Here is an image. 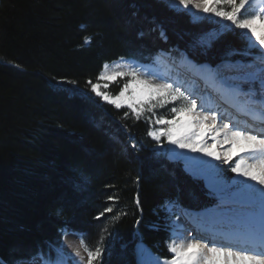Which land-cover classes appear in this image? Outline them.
<instances>
[{
	"label": "trees",
	"instance_id": "16d2710c",
	"mask_svg": "<svg viewBox=\"0 0 264 264\" xmlns=\"http://www.w3.org/2000/svg\"><path fill=\"white\" fill-rule=\"evenodd\" d=\"M213 32L211 47L199 45ZM236 33L163 0H0V262L61 257L68 231L103 250L94 264H137L139 241L170 257L167 206L197 211L218 198L155 148L148 105L137 118L86 81L106 62H150L159 50L211 65L250 58L256 49Z\"/></svg>",
	"mask_w": 264,
	"mask_h": 264
},
{
	"label": "snow or ice",
	"instance_id": "6c2138e0",
	"mask_svg": "<svg viewBox=\"0 0 264 264\" xmlns=\"http://www.w3.org/2000/svg\"><path fill=\"white\" fill-rule=\"evenodd\" d=\"M249 4L250 0H179V5H182L184 9L194 8L207 16H215L228 22L222 25L224 30L239 29L241 32L236 33L237 35L250 34L248 47L259 50L251 63L225 61L216 68L191 65V70L201 73L210 87L241 102L249 111L259 109L261 118H264V7H261L255 14L244 15L242 10L246 11V6ZM161 35L163 36V33ZM221 35L222 33L219 32L208 33L198 43L203 47H211ZM90 42V37L84 38L85 44ZM248 54L250 53H246ZM181 59L186 60L183 56ZM116 67L119 68L121 65L117 64ZM125 67L126 70L123 72H112L111 74L107 71L102 72L97 77V83L88 80L86 85L91 93L116 109L126 105L137 118L144 111L145 104L150 105L148 111L156 107V104L152 103L154 100H158L161 105L180 103V107L171 108V112L175 114L173 119L157 118L155 124L161 127H154L147 134L156 141H160L162 137L166 138L168 143L180 149L202 152L222 164H228L232 159L233 150L238 149L237 155L245 153L247 159L245 157L237 159L231 166V172L262 186L256 188L254 185L240 182L243 184L248 206L258 207V211L238 215L237 222L243 227V238L238 247L231 242L216 246L215 241L210 247L209 243L203 242L201 238H192L186 243L183 240L179 243L172 240L169 244V251L174 255L170 260H165L163 264H264V138L252 134L247 129L230 127L228 123L218 128L217 113L203 110L197 112V100L193 98L192 93L183 91L181 87L174 86L173 83H155L143 78L138 68ZM104 68L107 69L108 65L105 64ZM226 73H234V75H226ZM118 76L129 77L118 95L112 96L101 90L100 80L111 81ZM71 83L76 82L71 81ZM245 84L249 86L248 91L242 88ZM104 87L107 88L108 85L105 84ZM185 114L188 117L186 121L180 119ZM124 115L127 116L128 113ZM206 130L214 133L211 137L214 143L209 144L205 140ZM221 133H223V142L230 145L223 153L213 151L215 145L221 142L218 139ZM109 199L115 198L109 197ZM112 211L110 207L105 208L97 219L104 216L105 212ZM208 215H215L214 210H208ZM64 235L67 236L68 233ZM80 247L87 253L86 264H94V261H98L103 254V250L99 247L95 251L90 250L83 239L80 240ZM56 250L60 253L62 248ZM74 255L81 257L79 248L76 249ZM83 259L81 257V261ZM81 261H73V264H81ZM34 264H64V262L60 256L57 258L48 256L46 259L38 256ZM152 264H161V262L156 259L152 261Z\"/></svg>",
	"mask_w": 264,
	"mask_h": 264
},
{
	"label": "rangeland",
	"instance_id": "374dc122",
	"mask_svg": "<svg viewBox=\"0 0 264 264\" xmlns=\"http://www.w3.org/2000/svg\"><path fill=\"white\" fill-rule=\"evenodd\" d=\"M163 1H165L168 4V6L172 7L173 9L184 10L194 20H199L201 18L206 17V19L212 21L213 23L218 24L219 27L221 28H222V25L228 23L226 21L220 20V18L218 17L207 16L203 12L196 10L194 8L184 9L182 5H179V0H163ZM259 10H260V6L254 3L253 0H250V4L246 6V11L242 10V13L244 15H252L258 12ZM217 21H219V23ZM236 30L239 33L241 32V30L239 29H236ZM205 36L206 35H204L203 37ZM241 36L243 37L245 41L249 43L250 34L245 33V34H241ZM251 39L254 40V38H251ZM256 50L259 51L258 49ZM183 57H185L186 60L181 59L178 61H171L168 57V53L161 52L159 55H157L154 58V61L150 65L146 64V66L144 67L134 62L128 61V60H120L118 62H114L118 60L116 59L112 61L114 63L112 62L105 63L108 65V68L105 69L104 72L107 71L109 74H111L112 72H123L126 70L125 66L132 67V68H138L142 77L145 79L152 80L155 83H162V82L173 83L174 86L181 87L183 91L192 93L193 98L197 100V110H196L197 112H200L201 110L205 111L204 107H208L210 111H215L217 113V117H219V122L228 123L229 126L231 125V123L232 124L234 123L235 127H240L241 129V126H242L246 128L248 131H252L250 130L252 129V126L238 124L240 123L238 120H241V119L243 120L241 121V123L243 122L246 124L248 123L251 124L252 122L250 121L251 119L250 116L245 115L242 112H238L240 110L235 108V105L232 101L230 103L226 102V105L229 106L227 107L222 101H220V98H218L217 96L219 95L221 97H224V95H222V92L214 90L212 87L209 86L206 80H204L203 82L204 84H201L202 74L191 70V65L203 66L205 68H216V66L209 67V65H206V64L197 65L189 57L187 56H183ZM255 57H256V53H254L253 58L249 61L237 60L236 62H233V63H251L253 59H255ZM117 64L121 65V67L117 68L116 67ZM183 69H186L188 72L191 71L192 74H188ZM101 70L99 72L98 77L101 74ZM128 80H129V77H119L118 76L116 77L115 80H111V81L100 80L99 83L101 85L102 91H105L108 94L115 96L119 94L120 89L123 87L124 83H126ZM97 82L98 81H96L95 83ZM105 84L108 85L107 88L104 87ZM247 86H248L247 84L242 86L244 91H248ZM113 90H115L116 92H113ZM92 94L95 98H98L102 102H105L101 98L96 97L94 93ZM257 99H259V97H257ZM152 103L156 104V107L152 108L151 110V112L153 113L154 122L151 125L150 131L153 130L154 127L155 128L161 127L160 125L155 124V120L157 118L163 117L169 120L173 119L175 114L171 112V108L181 106L180 103H175V104L164 103L163 105H161V103L158 100H154L152 101ZM145 105H148V104H145ZM148 106L150 107V105ZM122 107L127 108L126 105ZM220 108H222V110H219ZM232 115H235L233 117L235 122H230V117H232ZM180 119L186 121L188 117L185 114L181 116ZM260 136L264 138V136L262 135ZM220 138L223 139V135H220ZM154 142L156 143L155 148L157 150L165 153L171 159L180 160L184 169L188 171L190 174L194 176H200L201 179L203 180V183L206 185V187H207V183L211 185L212 189L208 187L207 188L218 197V200H219L218 202L220 203L219 206L209 207L205 211H200L202 213L200 216L198 215L199 212L190 211L188 209H180L177 206L169 205L168 209L171 212H176L180 216V217H177L176 219L181 218L183 225H181V227H178L179 229H177V231H174V228L176 227V224L174 222L176 219L173 221L172 236L168 242V248L172 240H175L173 239V234H176L177 237H180L181 233L183 234L185 232L188 233L186 234L188 235L187 241L192 238H201L203 242L209 243L210 247L213 246V243H212L213 241L216 242V246H220L222 244V243L221 244L217 243V241L222 242L223 239L220 238L222 234L235 233L234 234L235 237L243 238V231L241 230L232 231L229 229L230 220L237 216L236 213H239L244 208H247V207L237 204L238 202L245 201V198H246L244 196L243 184H241L240 182H245L248 185H254L255 187H258L259 184L247 178L238 179L237 174L231 172V166L234 165V162L240 157H245L247 159V156L245 154L237 155V152L234 150V152L232 153V159L229 161L228 164H222L220 161L215 159L214 161L208 162L206 165L201 166V164L198 163L197 159L200 156H202L203 153L198 152L195 156L186 157V156L177 154L176 151L174 150L175 145L168 143L166 138L162 137L160 141L154 140ZM208 143L212 144L213 143L212 139L208 140ZM224 144H226V146L222 144L219 145L220 148L218 149L217 152L223 153V151H226L230 147L229 144L227 143H224ZM195 160L197 161V163H195L196 162ZM249 162L251 161L249 160ZM228 173H233L231 180H228L226 177L228 176ZM250 209H252V207ZM208 210H214L215 216L217 215L218 218L212 219L209 222V224H206L208 223L207 219L211 218L209 217L210 215H208ZM197 220H199L200 228H201V223H202L203 228L204 227L209 228V231L211 232H209L207 235H204L206 233H203V232L195 233V231H192L193 229H190L189 225L191 222L197 221ZM237 226L238 228H240L242 227V224H237ZM223 237H226V236H223ZM218 238L220 239L218 240ZM81 239H82L81 236L76 235V240L73 241L70 245H68L70 246L69 248L66 244H64V240H62V243L59 247V248H62V251L59 254L63 258L64 264H73V261H81V257L84 258L83 261H81V264H86L87 253L84 252L82 247H80ZM178 240L180 239L175 240L176 243H179ZM77 248H79L81 252V257H76L74 255ZM136 255H137L136 256L137 264H152V261L156 259H159L161 264H163L165 260H170L174 254L170 252V257H161L159 255L152 253L150 250L145 248V246L141 244H137ZM33 261L25 262L22 264H34Z\"/></svg>",
	"mask_w": 264,
	"mask_h": 264
},
{
	"label": "bare ground",
	"instance_id": "6f19581e",
	"mask_svg": "<svg viewBox=\"0 0 264 264\" xmlns=\"http://www.w3.org/2000/svg\"><path fill=\"white\" fill-rule=\"evenodd\" d=\"M256 4H258V5H260V4H264V0H253ZM120 60H128V61H131V62H134V63H136V64H138V65H140V66H142V67H144V66H146V64H143V63H140V62H138V61H135V60H132V59H127V58H120V59H118V60H116V61H114V62H118V61H120ZM114 62H112V63H114ZM112 63H110V64H112ZM104 65L105 64H103V67H102V70H101V73L102 72H104V70H105V68H104ZM226 75H227V73H226ZM228 75H234V74H232V73H228ZM224 94V93H223ZM228 96V95H227ZM233 102L234 103V105H235V108L236 109H239L240 111H242V113H244L245 115H248V116H252V117H250L251 119H250V121L252 122L251 124H249L248 123V125H250V126H252V129H250V130H252V131H250L252 134H254V135H262V136H264V118H261V116H260V113H259V109H257L256 111H249L241 102H239V101H237V100H234L233 98H231V100H228V99H226V102H228V103H230V102ZM204 109H205V111H210V109H208V107H204ZM261 120V121H258V120ZM225 122H219V118L217 117V127H222V125L224 124ZM231 127H233L234 126V123L232 124L231 123V125H230ZM238 128H240V127H238ZM259 131H261L262 133H260ZM213 135V133L212 132H208L207 130H206V134H205V140L208 142V140H210L211 139V136ZM221 135H223V133H221ZM218 139L221 141L220 143H218V144H216L215 145V148L213 149V151H218V149L220 148L219 147V145L220 144H222V145H224V146H226V144H224V142H223V139L222 138H220V136L218 137ZM214 143V142H213ZM174 150L176 151V153L177 154H179V155H182V156H188V157H191V156H195L198 152H191V151H189V150H187V149H180L178 146H176L175 145V147H174ZM236 152H238V149H234ZM234 150H233V152H234ZM175 153V154H176ZM202 153V152H201ZM243 154H245V153H239V155H243ZM246 155V154H245ZM200 158V159H199ZM198 159H197V161H198V163L199 164H201V166L202 165H206L208 162H211V161H214L215 159L213 158V157H209V156H206L204 153L202 154V156H200ZM196 161V160H195ZM197 161L195 162V163H197ZM237 178L238 179H241V178H245L246 179V177H242V176H238L237 175ZM207 187L208 188H211L212 189V187H211V185H209L208 183H207ZM260 187H262L261 185H258V187H256V188H260ZM243 201V200H242ZM237 204H239V205H242V206H244V207H247V208H244L243 210H241L239 213H236V217H234V218H232L231 220H230V223H229V229L230 230H232V231H239V230H241V231H243V227H240V228H238V226H237V224H241V223H239V222H237V218H238V215L240 214V213H244V212H253V211H258V207H256V208H252V209H250L251 207H249L248 206V204H247V200H246V198H245V201H243V202H238ZM249 208V209H248ZM246 209H248V210H246ZM245 210V211H244ZM205 211V210H204ZM202 213L199 211V213H198V215L200 216ZM207 215V214H206ZM209 217H211V218H209ZM208 218L209 219H207V221H208V223H206V224H209V222L212 220V219H216V218H218V216L216 215H211V216H209ZM177 218V217H176ZM175 218V219H176ZM174 219V220H175ZM202 219V218H201ZM175 224H176V227L174 228V231H177V229H179L178 227H181V225H183V223H182V219L181 218H179V219H176L175 220V222H174ZM190 227V229H193L192 231H195V233H201V232H203V233H206V234H204V235H207L209 232H211V231H209V228H203V226H202V223H201V228H200V224H199V220H197V221H193V222H191L190 223V225H189ZM185 228H187V227H185ZM191 231V232H192ZM185 232V231H184ZM186 234H188L187 232H185V233H181V236L180 237H177V235L176 234H173V239H175V240H177V239H180V240H178L179 242L181 241V240H183L185 243L187 242V237H188V235H186ZM233 234V235H232ZM232 234H222V236H221V239H223L222 240V242H224L225 244H228L229 242H231L234 246H239V244L241 243V241H242V238L241 237H235L234 236V234L235 233H232ZM223 236H226V237H223ZM239 236V235H238ZM213 239V238H212ZM76 240V236L73 234V233H69L67 236H65L64 237V244H66L67 246L68 245H70L73 241H75ZM214 240V239H213ZM222 242H218L217 241V243L218 244H221ZM237 242H238V244H237ZM138 244H141V245H143L142 243H138ZM223 244V243H222ZM144 246V245H143ZM70 246H68V248H69ZM146 248V247H145ZM34 260V259H33ZM32 260V261H33ZM35 261V260H34ZM34 261H33V263H34ZM31 262V261H30Z\"/></svg>",
	"mask_w": 264,
	"mask_h": 264
}]
</instances>
